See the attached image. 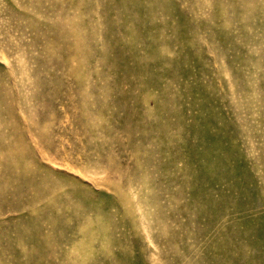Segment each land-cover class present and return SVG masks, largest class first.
Returning a JSON list of instances; mask_svg holds the SVG:
<instances>
[{"label":"rangeland","instance_id":"1","mask_svg":"<svg viewBox=\"0 0 264 264\" xmlns=\"http://www.w3.org/2000/svg\"><path fill=\"white\" fill-rule=\"evenodd\" d=\"M0 264H264V0H0Z\"/></svg>","mask_w":264,"mask_h":264}]
</instances>
